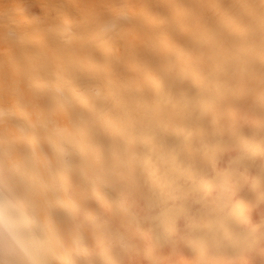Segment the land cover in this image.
Returning a JSON list of instances; mask_svg holds the SVG:
<instances>
[{
    "label": "bare ground",
    "instance_id": "bare-ground-1",
    "mask_svg": "<svg viewBox=\"0 0 264 264\" xmlns=\"http://www.w3.org/2000/svg\"><path fill=\"white\" fill-rule=\"evenodd\" d=\"M262 69L264 0H0V264H262Z\"/></svg>",
    "mask_w": 264,
    "mask_h": 264
},
{
    "label": "snow or ice",
    "instance_id": "snow-or-ice-1",
    "mask_svg": "<svg viewBox=\"0 0 264 264\" xmlns=\"http://www.w3.org/2000/svg\"><path fill=\"white\" fill-rule=\"evenodd\" d=\"M264 71V69H262ZM259 136V153H257L253 147L256 138ZM211 143L218 149H224L229 146H236L239 149V155L235 161H233L230 172H240L245 170L247 166L255 164L256 157L259 155V179H258V191L262 199H264V93L260 97V109L255 126L252 128H245L240 126L224 125L221 128L214 129ZM251 190L254 192L257 190V184L251 185ZM183 215L187 216L190 220L191 233L186 234L182 241L178 240L173 242V246L178 243H185L189 247H193L196 242V235L198 226L201 222V218L192 214L190 208L184 209ZM257 242V235L255 232H247L243 234L239 244L243 246L244 250H248L253 247ZM259 242L261 246H264V227L260 229ZM26 260L19 262V264H59V262L48 260L45 258L47 250L43 248L39 243H34L31 247H24L17 245ZM218 255L225 256L227 253L223 249L218 250ZM233 258H225L214 261H201L199 264H243V261L239 258V253H233ZM15 264V262H14ZM75 264V262H71ZM98 264H108V262H98ZM159 264V262H154ZM264 264V262H262Z\"/></svg>",
    "mask_w": 264,
    "mask_h": 264
}]
</instances>
